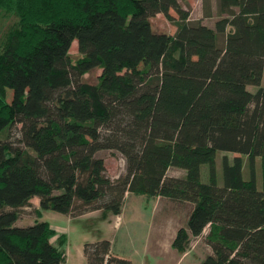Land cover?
Wrapping results in <instances>:
<instances>
[{"label":"trees","instance_id":"1","mask_svg":"<svg viewBox=\"0 0 264 264\" xmlns=\"http://www.w3.org/2000/svg\"><path fill=\"white\" fill-rule=\"evenodd\" d=\"M160 13L175 34L154 28ZM190 13L182 0H0V16L16 17L0 52V264L65 263L66 233L18 225L33 198L39 216L120 215L128 193L193 204L172 246L206 235L198 264H264V0H218L215 27ZM102 150L121 152L126 173L109 177ZM220 152L237 154L223 156L222 184ZM84 252L133 264L109 239Z\"/></svg>","mask_w":264,"mask_h":264},{"label":"rangeland","instance_id":"2","mask_svg":"<svg viewBox=\"0 0 264 264\" xmlns=\"http://www.w3.org/2000/svg\"><path fill=\"white\" fill-rule=\"evenodd\" d=\"M187 9L190 10V16L193 20H201L204 23L215 27L219 18L218 0H182ZM171 13L178 17L175 10ZM16 20V17L0 16V52L6 42L8 30ZM154 28L158 31H164L175 34L178 30L174 21L170 20L165 14L160 13L152 18ZM81 54L78 50L77 41L74 42L71 51V60L76 61ZM139 65L146 67L147 60L143 55H137ZM102 70L96 68L88 72L84 79L91 83H98ZM256 91L255 86L249 87ZM4 137V136H3ZM11 138L17 140L20 138L19 130L11 133ZM228 154L234 157L237 154L231 152H220L218 157L219 181L223 183L222 158ZM98 155L105 159L107 171L106 174L112 179L120 177L126 173L125 156L117 150H102ZM245 158V176H250L248 157ZM258 172V184L262 187V167L261 159L256 161ZM209 166L203 165V180L209 181ZM168 174L170 176L182 177L186 171L171 167ZM128 195L126 203V212L124 217H110L107 220L101 218V212L90 211L85 214L75 216L66 215L54 210H45L43 215L39 216L36 208L40 207L39 197L33 198V206L22 210L18 225L26 226L34 224L38 220H46L53 224L58 234L66 233L69 240L62 248L68 253L70 260L79 264L81 248L91 239H109L113 243V249L116 253L132 259L133 264H197L209 253L211 247L206 241V235L195 237L187 253H180L172 246L178 229L185 226L193 204L177 203L164 197L146 199ZM127 197V196H126ZM149 223V225L147 224ZM116 225L117 228H116ZM208 229L205 230V234ZM96 240V241H98ZM53 241L58 245V237ZM148 247V248H147ZM76 256V257H74ZM74 257V258H73ZM85 260H83V263Z\"/></svg>","mask_w":264,"mask_h":264},{"label":"crops","instance_id":"3","mask_svg":"<svg viewBox=\"0 0 264 264\" xmlns=\"http://www.w3.org/2000/svg\"><path fill=\"white\" fill-rule=\"evenodd\" d=\"M130 196L129 197H131L132 195H134V196H137V197H145L147 200L149 199V198H147V196H145V195H137V194H134V193H128ZM159 197H161V196H159ZM127 198H128V195H127ZM127 198H126V201H127ZM165 198V197H164ZM151 200V199H150ZM126 203L127 202H125V206H124V208H123V212L120 214V215H116V214H113V213H108V214H103V212L102 211H100V210H96V211H99V212H101V218L105 221V220H107V219H109L110 217H124V214H125V212H126ZM148 225H149V223H147ZM30 225V224H29ZM53 225V224H52ZM117 226L118 225H116V228H117ZM179 230V229H178ZM177 230V231H178ZM62 233H64V231L62 232ZM176 234H177V232H176ZM56 237V236H55ZM175 237H176V235H175ZM96 240H98V239H96V238H93V239H91L90 240V242H96ZM100 240V239H99ZM68 242H69V240H68ZM67 242V243H68ZM113 243V242H112ZM148 248V247H147ZM188 252V251H187ZM187 252H185V253H187ZM112 253L114 254V255H117V256H119V257H124V258H127V259H130L129 257H126V256H123L122 254H119V253H116V251L113 249V244H112ZM185 253H183V254H185ZM211 253H212V249H211ZM74 257H76V256H74ZM73 257V258H74ZM79 264H89V262H88V259H87V257H86V255H85V252H84V249L83 248H81V252H80V258H79ZM83 260H85V262L83 263ZM131 261H133L132 259H130ZM74 260H70V258L68 257V253L66 252V261H65V263L64 264H75L74 262H73ZM201 260H199V262H200ZM198 262V263H199ZM197 263V264H198Z\"/></svg>","mask_w":264,"mask_h":264}]
</instances>
